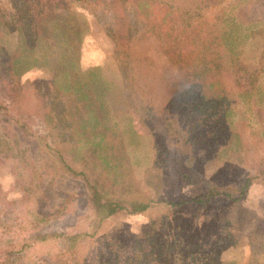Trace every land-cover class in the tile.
I'll return each instance as SVG.
<instances>
[{"label": "rangeland", "instance_id": "1", "mask_svg": "<svg viewBox=\"0 0 264 264\" xmlns=\"http://www.w3.org/2000/svg\"><path fill=\"white\" fill-rule=\"evenodd\" d=\"M31 1L0 0V264H264V187L255 180L236 203L170 210L201 189L175 180L168 149L187 141V166L218 185L264 165V0H125L131 27L117 50L103 0H81L78 66L108 83L104 114L123 141L125 176L133 195L155 201L142 215L100 224L57 153L82 160L69 98L52 82L70 52L39 43ZM40 3L45 13L61 10L59 0ZM27 48L39 66L20 73L14 103L7 54ZM234 63L248 72L247 93L232 85Z\"/></svg>", "mask_w": 264, "mask_h": 264}, {"label": "trees", "instance_id": "2", "mask_svg": "<svg viewBox=\"0 0 264 264\" xmlns=\"http://www.w3.org/2000/svg\"><path fill=\"white\" fill-rule=\"evenodd\" d=\"M59 1L61 10L57 15L51 11L45 13L38 8L41 0L31 2L35 18V34L39 43L47 48L59 47L62 53L70 52L63 58L61 54L63 62L58 63L54 68L52 82H58L57 88L69 98L68 114L72 119L76 141L80 143L83 154L80 162L72 160L67 163L62 157V152L58 151L61 168L83 181L87 192L86 201L97 224L121 213L129 216L142 215L155 201L133 195L132 187L125 176L126 158L123 141L118 132L107 123L104 114L103 104L104 98L108 95V83L103 81L96 69L82 71L78 66L80 45L87 31L84 17L76 11L80 9L81 0H72V10L66 8L63 0ZM89 1L88 4H93L91 0ZM202 1L212 3L216 0ZM97 3L111 16L112 26L109 35L114 50L123 45L125 47L131 27L123 15L125 0H103ZM26 50L22 57V54L17 52L7 54V91L10 93L18 89V78L23 69L39 66L34 50L31 48ZM43 57L45 58V55ZM24 64L27 66L22 68ZM247 73L244 65L233 64L230 78L238 94L248 92L251 80ZM18 97L19 91H16L12 101L17 103ZM37 115L42 117L47 127L54 128L53 118L48 113ZM189 148L187 141L172 140L168 148L171 150L169 168L180 185L199 186L201 192L193 198L171 204L170 210L187 205L201 206L215 198L236 203L255 180L264 187V165L260 163L255 175L246 177L240 184L218 185L205 179L196 170L187 166L185 156ZM123 264H138V262L132 260Z\"/></svg>", "mask_w": 264, "mask_h": 264}]
</instances>
